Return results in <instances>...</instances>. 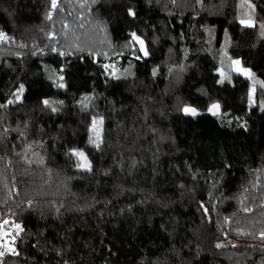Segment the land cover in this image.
Instances as JSON below:
<instances>
[{
	"label": "trees",
	"instance_id": "obj_1",
	"mask_svg": "<svg viewBox=\"0 0 264 264\" xmlns=\"http://www.w3.org/2000/svg\"><path fill=\"white\" fill-rule=\"evenodd\" d=\"M262 26L264 0H0V264H264Z\"/></svg>",
	"mask_w": 264,
	"mask_h": 264
},
{
	"label": "rangeland",
	"instance_id": "obj_2",
	"mask_svg": "<svg viewBox=\"0 0 264 264\" xmlns=\"http://www.w3.org/2000/svg\"><path fill=\"white\" fill-rule=\"evenodd\" d=\"M235 61H239V58H237V57L232 58V69H233V71H235L236 73L241 74L243 76H249V73H250L249 69L247 67H245L244 65H242L240 61H239V64L234 63ZM218 73H219L220 78L222 79L221 71H218ZM213 105H218V103L217 102L208 103L202 109H198V108H195V107H191L189 105H183L182 106V112L185 113V114H188V115H193L191 113L185 112V108L195 109L196 110V113H199V112L216 113V112H218L219 107H218V109L217 108H213L212 107ZM91 128H92V131H93L94 136L96 138H98L99 135H100V130H101L100 129V126L98 125V123L96 121H93V123L91 124ZM78 152H83V151H78ZM82 162L83 161L81 160V158H79V161L77 163V167ZM87 162L90 163V161H89L88 158H87ZM78 168H81V167H78ZM13 230L16 231V229H15L14 226L12 228H7V229H5L3 227L0 228V252H3L1 250L2 247L5 248V249H3L4 251L5 250H12L13 249V243H14L13 241L14 240H8L6 238V235L7 234H11Z\"/></svg>",
	"mask_w": 264,
	"mask_h": 264
},
{
	"label": "snow or ice",
	"instance_id": "obj_3",
	"mask_svg": "<svg viewBox=\"0 0 264 264\" xmlns=\"http://www.w3.org/2000/svg\"><path fill=\"white\" fill-rule=\"evenodd\" d=\"M51 3H52V8H56L57 7V0H51ZM129 14L130 15H134V13H132L131 11H130ZM241 23H245V22L244 21H241ZM248 26H253V25L249 22ZM262 27H264V26H262ZM5 38H6L5 35L3 33H0V39H5ZM133 38L139 40V38L136 37L135 34H133ZM142 44H143V42L141 41V45ZM145 55H147V52H145ZM234 63L239 64V61H235ZM249 75H250V73H249ZM61 79H63V78L61 77ZM59 87H63V85L61 84V85H59ZM21 91H23V86H21ZM44 103L47 105L49 102L47 100H45ZM212 107L218 109L219 106L218 105H213ZM53 111H55V109H53ZM185 112L191 113L193 115H196L197 114L196 113V110L195 109H192V108H185ZM73 155L81 158V160L83 161L81 164L78 165V167L86 168L88 170L91 169V165H90V163L87 162V157L84 155L83 152L73 151ZM5 223H7V221H5ZM17 227H19V225H17ZM219 246L220 245H218V247ZM3 255H4V253L3 252H0V256H3Z\"/></svg>",
	"mask_w": 264,
	"mask_h": 264
},
{
	"label": "built area",
	"instance_id": "obj_4",
	"mask_svg": "<svg viewBox=\"0 0 264 264\" xmlns=\"http://www.w3.org/2000/svg\"><path fill=\"white\" fill-rule=\"evenodd\" d=\"M16 236H17V232L15 230H13L11 234L6 235V238L8 240H14L16 238Z\"/></svg>",
	"mask_w": 264,
	"mask_h": 264
}]
</instances>
